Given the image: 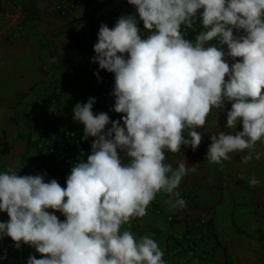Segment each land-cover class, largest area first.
<instances>
[{"label":"clouds","instance_id":"obj_1","mask_svg":"<svg viewBox=\"0 0 264 264\" xmlns=\"http://www.w3.org/2000/svg\"><path fill=\"white\" fill-rule=\"evenodd\" d=\"M128 3L135 12L100 25L91 57L98 81L101 69L114 73L109 111L122 116L94 112L95 96L74 105L81 139H94L65 186L44 173L0 171V212L9 217L0 220V241L41 254L26 264H167L154 236H138L131 225L160 193L169 212L187 207L178 189L197 169L185 159L173 165L167 154L198 149L200 129L227 102L229 131L212 132L206 159L221 167L237 153L243 164L264 160V0ZM247 183L261 180L252 174ZM7 257L5 249L0 260Z\"/></svg>","mask_w":264,"mask_h":264},{"label":"crops","instance_id":"obj_2","mask_svg":"<svg viewBox=\"0 0 264 264\" xmlns=\"http://www.w3.org/2000/svg\"><path fill=\"white\" fill-rule=\"evenodd\" d=\"M117 6L135 10L128 0H87L65 17L54 0H0V171L15 167L21 168V175L38 174L50 125L83 135L84 126L73 120L72 109L78 101L87 102V86L108 94L105 102L96 101L94 112L109 111L114 105V73L101 69L103 80L98 81L95 72L99 66L91 70L80 48V29L110 23ZM191 31L190 39H194L199 27ZM230 107L227 102L226 110ZM226 110L210 114L200 129L204 136L198 149L182 146L180 153L167 154L173 165L185 159L197 169L178 189L181 196L189 197L187 207L169 212L168 197L160 193L148 215L131 225L138 236H154L167 264H261L258 240L249 235L256 218L247 193L253 188L247 183L252 162L241 163L237 153L221 167L209 163L205 155L212 132L229 131ZM109 115L112 119L122 116L114 110ZM254 167L260 170L258 161ZM8 218L6 212H0V220ZM189 232L191 239L186 237ZM5 249L8 257L0 264H26L30 254L41 256L28 245L14 248L10 237L0 241V254Z\"/></svg>","mask_w":264,"mask_h":264},{"label":"built area","instance_id":"obj_3","mask_svg":"<svg viewBox=\"0 0 264 264\" xmlns=\"http://www.w3.org/2000/svg\"><path fill=\"white\" fill-rule=\"evenodd\" d=\"M57 9L65 17H68L70 12L80 7L82 3L87 0H54ZM122 6L115 7L111 22L107 23L110 27L114 26L116 19L125 14L134 13ZM15 19L12 20L14 22ZM102 23L83 25L80 29V48L83 51L88 67L93 70L98 67V63H93L91 57L95 55L93 45L97 41V34L99 27ZM141 25L142 22H141ZM140 25V26H141ZM192 31L190 30L186 38H191ZM87 93L89 96H95L98 101L105 102L108 98V94L101 89L87 86ZM83 135L77 130L70 128H60L54 125L47 127L44 140L45 153L40 159L37 166V173H44L46 179L56 178L62 185H66L67 175L70 174L71 168L79 159L86 158L91 151V141L94 138L89 137L87 141L82 140ZM188 200L189 197H184ZM58 212V211H57ZM58 214L64 219L63 215ZM173 219V217H169ZM207 220H203L206 223ZM192 233L187 234V238H192Z\"/></svg>","mask_w":264,"mask_h":264},{"label":"rangeland","instance_id":"obj_4","mask_svg":"<svg viewBox=\"0 0 264 264\" xmlns=\"http://www.w3.org/2000/svg\"><path fill=\"white\" fill-rule=\"evenodd\" d=\"M261 147V151H264V145H261ZM251 162L250 176L255 174L261 180V183L253 186L251 192H247L249 193V200H251V205L256 214L254 222H251L254 229H252L249 235L253 240H258L260 252L259 258L261 264H264V160L258 161V164H260V170L258 172L254 169V163L257 162V160L253 159ZM234 188H236L235 185ZM249 214L251 217V212Z\"/></svg>","mask_w":264,"mask_h":264},{"label":"trees","instance_id":"obj_5","mask_svg":"<svg viewBox=\"0 0 264 264\" xmlns=\"http://www.w3.org/2000/svg\"><path fill=\"white\" fill-rule=\"evenodd\" d=\"M247 189H249V188H247ZM252 191V190H251Z\"/></svg>","mask_w":264,"mask_h":264}]
</instances>
